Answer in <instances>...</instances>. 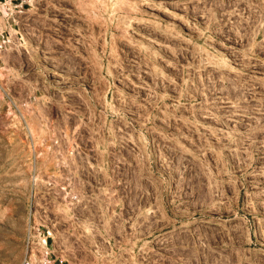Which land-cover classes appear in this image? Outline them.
<instances>
[{"label":"rangeland","instance_id":"1","mask_svg":"<svg viewBox=\"0 0 264 264\" xmlns=\"http://www.w3.org/2000/svg\"><path fill=\"white\" fill-rule=\"evenodd\" d=\"M25 19L19 15L9 24L0 14V30L7 28L13 38L22 31L26 47V52L6 49L0 54V264H20L31 224L53 235L62 260L66 252L59 247L65 241L57 237L71 233L68 245L74 255H67L64 264H264V195L258 176L262 125L255 118L264 107V0H40L30 26L40 32L34 43L46 36L42 52L56 43L69 44L81 57L73 79H86L88 86L93 79L103 87L116 83L124 91L128 71L137 98H149L150 152L140 147L135 164L119 163L125 173L133 165L136 178L130 188L126 184L131 179L118 184L114 214L121 226L108 237L112 258L94 256L95 244L79 223L83 210L75 202L82 200L59 189L64 179L49 160L51 138L44 125L52 116L35 114L44 111L36 96L52 90L49 63L24 36ZM228 77L245 85L246 93L231 94H244L238 98L240 106L218 87ZM207 101L230 108L248 127L235 133L244 154L226 164L231 180L226 191L217 188L216 193H209L203 177L198 186L191 178H177L176 166L164 161L155 145L170 123L168 127L179 122L178 132L189 137L194 122H206L200 110ZM142 111L136 134L142 129ZM177 113L186 115L176 120ZM90 184H83L80 193H90ZM127 196L135 206L127 207ZM203 229L213 235L208 241ZM180 233L193 240L178 242ZM96 234L100 237L97 228ZM123 253L128 258L114 263Z\"/></svg>","mask_w":264,"mask_h":264},{"label":"built area","instance_id":"2","mask_svg":"<svg viewBox=\"0 0 264 264\" xmlns=\"http://www.w3.org/2000/svg\"><path fill=\"white\" fill-rule=\"evenodd\" d=\"M38 4H40V0H0V14L7 23H9L7 21L9 19L11 22L15 21L19 15L21 18H30L27 21L25 19V22L21 24L22 29L26 28L23 30L24 36L29 39L31 46L33 44L37 46V56L40 54L42 61L45 59L49 63L47 81L51 83L52 90L45 97L36 96V101L42 104L45 112L42 110L35 112L39 115L42 112L52 116L48 120L46 119L44 124L49 130L48 136L51 138L48 143L49 160L56 164L59 177L64 179L63 185H60L59 189L65 192L70 199L80 198L82 200L75 202H80L79 209L83 210L79 223H81L80 226L83 227L85 235H88L87 240L95 244V247L92 248L94 256L103 255V257L112 258L111 247L107 246V243H110L108 237L110 233L118 231L121 226L114 214L118 206L117 198L121 193L118 184L131 179L130 184L128 182L126 184L127 188H130L131 184L134 185L136 178L133 165L128 168L126 166L125 173V171L119 170V163L135 164V156L138 155L140 147L145 153L150 152L152 138L151 125H149V98L147 94L146 96L143 94L141 100L137 98L132 84H128V80L132 78L128 75V71L125 73L127 87L124 91L121 90V85L116 86V83L103 87L96 85V81L93 79L91 84L94 85L88 86L84 83L86 79H73L72 76H76L75 73L79 72L81 65L80 52L77 53L75 47L74 49L69 44L56 43L47 48L48 52L44 53L42 49L43 44L46 43V36L40 38L39 45L33 41L36 39L34 36L40 34L36 27L30 26L32 25L30 23L34 21ZM21 32L19 31L16 34L17 37L13 38L9 36L7 28L0 30V54L6 49L14 52H26V47L20 40ZM57 46L59 47L57 48ZM99 62H101V58ZM218 87L223 89L227 98L233 99L236 106L241 105L238 98L243 97L244 94L241 93L238 98L232 97L231 94L246 93L244 83L228 77L226 83L222 82ZM2 88L3 94L11 98L6 87ZM229 100L231 101V99ZM14 104L16 110L23 115L15 101ZM203 105L205 106L200 112L206 122L200 126L194 122L193 132L191 135L189 134V137L178 132L179 122L168 127L172 124L170 123L162 127V138L159 142L156 141L155 145L159 146L160 152L163 153L164 161H169L168 164L176 166V177L180 180L185 177L191 178L195 180V186H198L197 181L203 177L209 193L219 192L217 188L226 191L229 180H231L230 175L225 171L226 164L244 154L243 149L239 148L241 142L235 133L246 131L243 128L244 123H241L245 118L236 117L231 114L233 110L230 108L216 107L218 104L211 103V101H207ZM140 109L143 110V124L141 132L136 134L135 121L139 116L138 110ZM257 114H255V118L258 120V125H262V127H258V130L260 129L258 132V158H260L258 176L262 179L259 182L260 185L262 184L259 187V192L264 195V107L260 108ZM182 115L186 114L177 113L176 120L182 118ZM191 116L198 120L195 112ZM108 118L110 119L108 120ZM41 123L43 124V122ZM245 128L248 127L245 126ZM33 138L34 136L32 141ZM173 150L175 151L174 155L171 154ZM185 151L190 153V157ZM187 167L189 171H185ZM35 175L39 176L40 174L35 172ZM87 178L94 179V184H90L92 180L89 181ZM83 184H90V186H94V189L90 193H80L83 190ZM70 185L77 187L78 191H68L67 187L70 189ZM260 198L264 199V196H260ZM127 199L130 201L131 198L127 196ZM133 206H135V202L133 203L132 200L127 207ZM69 207L72 206L69 205ZM143 216L145 217V215ZM96 228L100 230V237L96 234ZM70 237V232H61V238L59 235L57 237L62 243L65 241L63 245L66 244V247L63 245L59 247L63 253L66 252L63 260H68L67 255H74L68 245ZM54 243L57 244L48 230L43 233L40 226L35 227L34 224H31L26 232L25 252L20 264H64L62 257H59L60 254L56 253ZM114 258L115 263L119 258H128V256L123 253L120 257L115 256Z\"/></svg>","mask_w":264,"mask_h":264},{"label":"flooded vegetation","instance_id":"3","mask_svg":"<svg viewBox=\"0 0 264 264\" xmlns=\"http://www.w3.org/2000/svg\"><path fill=\"white\" fill-rule=\"evenodd\" d=\"M205 229H203V232L205 233L204 234V238H205V240L206 241H208V239H211L212 238V236L213 235H211V234H209L208 232H209V230H205ZM196 235L195 236H198L197 235V228H196V233H195ZM208 234V235H207ZM176 240L178 241V242H188L189 240H190V242L193 240V239H191V237H189L186 233H180V234H178L177 236H176ZM184 240V241H183Z\"/></svg>","mask_w":264,"mask_h":264},{"label":"bare ground","instance_id":"4","mask_svg":"<svg viewBox=\"0 0 264 264\" xmlns=\"http://www.w3.org/2000/svg\"><path fill=\"white\" fill-rule=\"evenodd\" d=\"M184 241V240H183ZM190 241V240H189Z\"/></svg>","mask_w":264,"mask_h":264}]
</instances>
